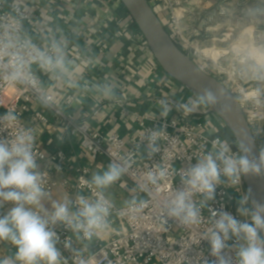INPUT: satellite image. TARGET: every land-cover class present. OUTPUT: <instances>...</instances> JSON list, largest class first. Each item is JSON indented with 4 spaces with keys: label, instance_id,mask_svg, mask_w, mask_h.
Returning <instances> with one entry per match:
<instances>
[{
    "label": "built area",
    "instance_id": "1",
    "mask_svg": "<svg viewBox=\"0 0 264 264\" xmlns=\"http://www.w3.org/2000/svg\"><path fill=\"white\" fill-rule=\"evenodd\" d=\"M159 1L166 3L168 0ZM152 8L156 11L153 5ZM156 13L158 14L157 11ZM176 19L173 16V21L179 25V19ZM33 23V15L27 7L16 1L0 0V42L9 37L19 41L31 40L38 48L51 54L52 44L34 41L26 34V25ZM40 30L42 31L43 28ZM145 43L149 47L146 39ZM75 58L80 59V56L75 55ZM11 63L10 57L0 56V117L11 112L17 120L13 125L0 123V139H13L21 128L31 131L24 121L30 103L34 99L45 103L66 127L80 136V144L88 151L92 160L104 157L107 166L113 162L126 165L127 171L117 180L118 185L127 192L130 202L132 200L146 202V207L141 212L132 213L129 211L130 202L118 206L104 193L112 205L107 217L109 227L104 231L110 232L107 238L100 235L94 236L91 240L78 239L71 229L58 222L54 226V231L59 237L57 248L61 252L63 264H81V262L83 264H203L205 259L211 264V261L216 259L211 255L210 242L202 238L211 215L208 207L201 208L204 223L191 227L180 224L175 218L167 217L161 211L162 202L176 190L183 188L180 180L181 172L197 163L201 155L210 151L214 140L217 138L224 140L222 136L210 133L207 122L194 119L199 111L187 116L182 110L174 116L166 117L136 114L139 127L136 135L126 138L117 132L104 134L93 130L86 121L63 119L62 109L53 104V97L44 84V78L50 72L43 70L38 63H31L28 70L36 79L35 85L28 80H11L7 78L11 71ZM226 86L234 94L239 92V96L236 97L260 152L264 149V106H258L253 96L256 87L264 88V82L252 80L248 86L241 87L233 79L232 85ZM74 99V95L68 94L64 102L70 105ZM180 102H184L182 97L178 103ZM123 113L126 115L127 111L124 109ZM35 120L48 122L47 116L42 112L35 113ZM151 131L160 133L155 145L158 151L155 152H150L146 139ZM229 144L234 153L238 152L237 145L231 142ZM33 153L37 165L41 163L44 165L43 169L36 170L42 175L43 187L49 195L58 186L52 170L62 171L66 155L61 150L48 154L34 144ZM162 169H166L169 173L165 178L158 180L156 184L146 180L148 172H158ZM91 172V165H83L77 169L73 183L69 181L63 183L72 190L70 201L73 210L76 208L75 202L78 196L95 199V189L90 179ZM222 179L225 183L217 186L216 198L209 202L210 208L227 211L237 220L250 223L249 218L242 217L237 212L238 199L248 191L244 177L239 191L229 187L226 178ZM262 179L264 183V175ZM193 199L199 204L201 197L197 195ZM248 207H252L251 202ZM112 223H117L119 228L113 227ZM94 239L97 240L92 248L84 245ZM66 241L69 243L68 247H65ZM227 243L233 246L237 241L233 237ZM225 254L235 264V247L226 249Z\"/></svg>",
    "mask_w": 264,
    "mask_h": 264
},
{
    "label": "clouds",
    "instance_id": "2",
    "mask_svg": "<svg viewBox=\"0 0 264 264\" xmlns=\"http://www.w3.org/2000/svg\"><path fill=\"white\" fill-rule=\"evenodd\" d=\"M0 56L12 59L8 79L28 80L33 85L36 79L28 68L31 63L50 73L65 71V56L61 45L54 42L51 54L38 48L31 40L19 41L9 37L0 42ZM241 75L249 79L264 82V58H253V62L243 67ZM111 89H105L110 94ZM225 91L216 92L205 88L194 98L176 105L184 115L195 113L201 108L215 107L225 99ZM258 106H264V88L256 87L253 96ZM160 115L166 117L171 111L167 99L158 101ZM231 105L223 103L221 115L227 116ZM17 117L9 112L0 117V123L15 124ZM160 133L151 131L146 139L150 152L158 151L156 141ZM34 137L28 129H19L13 139H0V208L7 202L14 206L0 216V242H8L14 251L7 256H0V264H63L61 252L57 248L59 237L54 226L59 222L71 229L77 238L91 240L100 236L109 227L107 217L112 207L104 192L127 171L126 165L110 163L102 174L94 175L91 184L95 189V199L78 196L76 208L72 202L65 199L62 202L53 201L51 210L46 208L43 201L49 198L43 187L42 175L36 170L33 153ZM252 139L248 136L239 138L238 152H233L227 140L217 138L212 142L211 150L201 155L198 162L184 169L180 174L182 189L176 190L161 205V211L167 217L175 218L184 226H199L204 223L201 208L208 207L211 215L208 226L202 233V238L210 242L211 255L216 257L211 264H233L225 250L235 247V264H264V203L252 199V189L238 199L237 212L249 222L237 220L227 211L213 210L209 202L216 198L218 185L227 179L229 187L239 191L244 176L264 175V149L258 156L252 155ZM166 169L158 172H148L146 180L156 184L158 180L168 175ZM199 195V204L194 197ZM251 200L252 207H248ZM146 207L145 201L132 200L129 211L139 213ZM235 237L237 243L230 246L227 242ZM242 241V243H241ZM69 243L65 242V247ZM83 264V262H81ZM203 264H209L206 259Z\"/></svg>",
    "mask_w": 264,
    "mask_h": 264
},
{
    "label": "crops",
    "instance_id": "3",
    "mask_svg": "<svg viewBox=\"0 0 264 264\" xmlns=\"http://www.w3.org/2000/svg\"><path fill=\"white\" fill-rule=\"evenodd\" d=\"M12 1L27 7L33 15L34 23L25 27L27 35L37 42H57L63 49L66 70L48 73L44 78L53 104L63 111V119L86 121L93 130L104 134L117 132L127 138L139 131L136 114L162 117L159 100L169 101L171 111L167 116L180 111L176 105L185 92L180 83L169 77L157 63L140 29L120 0ZM216 2L207 0L205 6L210 8ZM251 21L256 28L264 27V21L263 24L259 21L254 23L253 18ZM106 87L111 89L108 95L105 94ZM68 94L75 96L70 105L64 102ZM36 112L45 114L48 122L36 121ZM194 119L207 122L212 135L224 137L227 134L224 127L214 125L205 110H200ZM24 121L31 128L35 146L48 154L61 150L66 155L62 171L52 170L58 186L43 201L49 210L53 201L70 200L72 190L63 183H73L79 167L91 165V180L94 175L107 170L106 159L92 160L81 146L80 136L66 127L47 104L32 100ZM43 167L41 163L38 169ZM117 187L120 186L116 181L104 193L116 205L123 206L115 200L120 198ZM13 206L11 202L5 203L0 208V216ZM101 235L107 238L110 232ZM96 240L84 245L92 248ZM13 251L8 242H0V256L10 255Z\"/></svg>",
    "mask_w": 264,
    "mask_h": 264
},
{
    "label": "rangeland",
    "instance_id": "4",
    "mask_svg": "<svg viewBox=\"0 0 264 264\" xmlns=\"http://www.w3.org/2000/svg\"><path fill=\"white\" fill-rule=\"evenodd\" d=\"M206 1L168 0L163 3L148 0L163 23L172 30V36L178 40L190 60L200 69L228 86L232 85L233 79L241 87L248 86L252 80L241 75L240 70L253 62V58H264V27L256 28L251 21L253 18L254 23L259 21L263 24L264 0H217L210 8L205 6ZM173 16L179 19V25L173 21ZM180 86L185 92V95H181L184 102L197 95L181 83ZM235 94L239 96L238 91ZM210 109L201 108V111H207L214 125L219 124L226 129L224 140L237 145L232 131ZM116 189L120 198L115 200L119 204L130 202L127 192L120 187ZM112 226L119 228L117 223H112Z\"/></svg>",
    "mask_w": 264,
    "mask_h": 264
},
{
    "label": "water",
    "instance_id": "5",
    "mask_svg": "<svg viewBox=\"0 0 264 264\" xmlns=\"http://www.w3.org/2000/svg\"><path fill=\"white\" fill-rule=\"evenodd\" d=\"M129 12L146 39L157 63L172 79L199 94L208 88L216 92L225 91V99L215 107H210L232 131L238 144L239 138L248 136L252 139V155L258 156L257 141L242 111L236 95L217 77L200 69L178 46L173 36L165 29L164 23L148 0H120ZM223 103L231 105V112L225 117L220 113ZM247 186L252 189V199L264 203V183L262 176H244ZM251 202V200H250ZM252 206V203H251ZM264 236V232L261 233Z\"/></svg>",
    "mask_w": 264,
    "mask_h": 264
},
{
    "label": "trees",
    "instance_id": "6",
    "mask_svg": "<svg viewBox=\"0 0 264 264\" xmlns=\"http://www.w3.org/2000/svg\"><path fill=\"white\" fill-rule=\"evenodd\" d=\"M164 27L172 35V30L169 27H167L165 24H164ZM174 39H175L176 43L178 44V46L182 49V51L185 52V50L183 49V47L181 46V44H179L178 40H176V38H174Z\"/></svg>",
    "mask_w": 264,
    "mask_h": 264
},
{
    "label": "bare ground",
    "instance_id": "7",
    "mask_svg": "<svg viewBox=\"0 0 264 264\" xmlns=\"http://www.w3.org/2000/svg\"><path fill=\"white\" fill-rule=\"evenodd\" d=\"M217 114V113H216Z\"/></svg>",
    "mask_w": 264,
    "mask_h": 264
}]
</instances>
